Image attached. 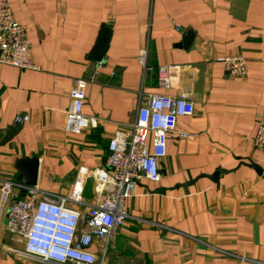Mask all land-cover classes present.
<instances>
[{
	"label": "crops",
	"instance_id": "1",
	"mask_svg": "<svg viewBox=\"0 0 264 264\" xmlns=\"http://www.w3.org/2000/svg\"><path fill=\"white\" fill-rule=\"evenodd\" d=\"M8 1L39 70L0 64V264H48L24 257L7 232L1 180L19 183L16 161L37 157V186L62 197L84 167L76 208L85 213L104 199L96 173L111 137L154 94L186 95L195 111L169 136L160 181L143 179L127 198L129 218L104 264H264V150L254 146L264 119V0ZM103 29L112 33L107 62L93 68ZM143 49L153 70L139 62ZM230 55L247 60L245 78L228 76L221 59ZM161 65L178 68L169 90L158 85ZM77 79L89 82L84 114L96 120L80 135L64 128ZM90 251L102 259L100 241Z\"/></svg>",
	"mask_w": 264,
	"mask_h": 264
},
{
	"label": "built area",
	"instance_id": "2",
	"mask_svg": "<svg viewBox=\"0 0 264 264\" xmlns=\"http://www.w3.org/2000/svg\"><path fill=\"white\" fill-rule=\"evenodd\" d=\"M138 59L145 72L153 70L147 63V49L140 52ZM221 61L229 77L247 76V60L242 55H230ZM0 64L39 70L26 29L15 18L8 0H0ZM177 69L174 65L159 66V87L171 89ZM88 84L86 79H77L70 92L71 106L64 125L68 133L80 135L96 122L84 114ZM194 111L193 102L183 94H154L146 103L140 99L135 120L127 131H118L111 137L106 165L96 173L104 199L85 213L76 208L82 205L84 167L79 169L67 197L2 179L1 202L8 206L7 232L23 244V256L48 264H104L111 243L129 218L125 210L127 198L143 179L160 181L159 163L167 155L169 136L177 132L178 120ZM16 121L28 122L29 117H18ZM254 146L264 150V119ZM14 190L24 197L16 196L10 201ZM95 240L101 243L102 259L90 251Z\"/></svg>",
	"mask_w": 264,
	"mask_h": 264
},
{
	"label": "water",
	"instance_id": "3",
	"mask_svg": "<svg viewBox=\"0 0 264 264\" xmlns=\"http://www.w3.org/2000/svg\"><path fill=\"white\" fill-rule=\"evenodd\" d=\"M111 36L112 33L109 29H103V31L101 32L96 46L90 55V59L93 62V68H95V65L97 64H106V53L110 45ZM193 36L194 35L188 31V35L184 38L183 42L184 49H188L191 46L194 40ZM15 165L20 173L17 181L21 185L27 187L37 186L39 174V159L37 157L30 159H19L18 161H16Z\"/></svg>",
	"mask_w": 264,
	"mask_h": 264
},
{
	"label": "trees",
	"instance_id": "4",
	"mask_svg": "<svg viewBox=\"0 0 264 264\" xmlns=\"http://www.w3.org/2000/svg\"><path fill=\"white\" fill-rule=\"evenodd\" d=\"M8 140V139H7Z\"/></svg>",
	"mask_w": 264,
	"mask_h": 264
}]
</instances>
